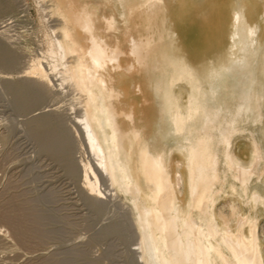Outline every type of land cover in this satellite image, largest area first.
Wrapping results in <instances>:
<instances>
[{"label":"bare ground","instance_id":"obj_1","mask_svg":"<svg viewBox=\"0 0 264 264\" xmlns=\"http://www.w3.org/2000/svg\"><path fill=\"white\" fill-rule=\"evenodd\" d=\"M48 2L61 23L46 53L52 70L63 63L60 88L84 97L78 122L100 168L86 165L85 184L100 198L101 172L127 197L143 264H264V0H238L227 58L201 67L166 0Z\"/></svg>","mask_w":264,"mask_h":264},{"label":"rangeland","instance_id":"obj_2","mask_svg":"<svg viewBox=\"0 0 264 264\" xmlns=\"http://www.w3.org/2000/svg\"><path fill=\"white\" fill-rule=\"evenodd\" d=\"M50 3L0 0V55L14 56L0 57V264H143L134 212L98 172L78 122L84 97L60 88L61 60L52 70L46 52L61 19ZM34 58L45 61L50 81L34 69L30 78ZM88 164L101 178L100 198L85 184ZM260 231L264 241V220Z\"/></svg>","mask_w":264,"mask_h":264},{"label":"crops","instance_id":"obj_3","mask_svg":"<svg viewBox=\"0 0 264 264\" xmlns=\"http://www.w3.org/2000/svg\"><path fill=\"white\" fill-rule=\"evenodd\" d=\"M166 1L170 24L183 45L181 53L193 65L211 66L227 58L238 0ZM249 17L252 22L258 20L255 16ZM261 29L263 30L261 40H264L263 24ZM245 146L242 142L237 144L238 148ZM221 204H226V201L223 200Z\"/></svg>","mask_w":264,"mask_h":264}]
</instances>
